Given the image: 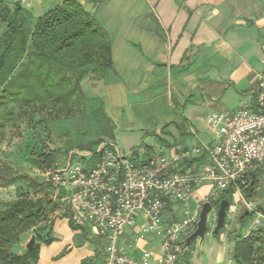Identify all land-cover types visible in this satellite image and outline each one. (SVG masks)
Returning <instances> with one entry per match:
<instances>
[{
    "label": "crops",
    "instance_id": "1",
    "mask_svg": "<svg viewBox=\"0 0 264 264\" xmlns=\"http://www.w3.org/2000/svg\"><path fill=\"white\" fill-rule=\"evenodd\" d=\"M16 1L30 15L34 25L65 0H35L28 4L27 0ZM75 1L93 15L107 33L113 65L102 80H95L91 75L84 78L102 94L99 105L84 97V110L90 115L102 113L109 119L112 143L116 141L114 132L120 123L126 130L136 125L145 138L153 133L160 139H168L162 140L159 152L147 145L139 150L167 156L188 152L192 159L202 158L205 162L202 152L214 141L208 117L220 109L227 114L238 109L250 100L259 79H264V0ZM36 7L38 10L34 12ZM128 98L142 108L141 114H124L122 103L127 104L125 99ZM108 102H111L109 107ZM162 103L167 110L178 111L161 118L153 128L147 126L150 117L146 114L147 108ZM210 196L209 185L197 188L191 194L189 207L194 210L202 206ZM232 197L242 200L238 194ZM164 215L170 222L179 221L183 218V209L181 205H170ZM239 215L237 220L230 206L220 233L222 242L228 239L231 243V250L234 236H244L256 217L246 206L244 214ZM243 216L250 217L244 231L242 226L234 227L235 221L245 222ZM138 223L139 226L141 220ZM137 228L121 237L120 249L133 257L148 250L161 254L160 240L137 239ZM70 232L65 220L54 223L56 243L41 249L38 264H68L73 257L74 262L70 264H80L89 257V246L95 244L73 247L68 255L54 261L65 246L72 245L75 234L69 238ZM89 235L93 234L89 231ZM230 263L231 257L227 264Z\"/></svg>",
    "mask_w": 264,
    "mask_h": 264
},
{
    "label": "built area",
    "instance_id": "2",
    "mask_svg": "<svg viewBox=\"0 0 264 264\" xmlns=\"http://www.w3.org/2000/svg\"><path fill=\"white\" fill-rule=\"evenodd\" d=\"M208 125L214 141L204 148L202 163L185 165L192 159L188 152L145 157L139 149L121 153L103 143L95 162L90 163V154L77 152L79 160L69 157L65 167L46 174L54 187L52 198L60 197L68 205L71 224L101 239L104 264H181L183 241L195 231L201 209L189 210L193 191L207 184L210 197H216L233 187V195L242 198L248 175L264 167V79H259L246 104L229 114H212ZM242 200L256 215L246 237L264 224V215L255 203ZM170 205H181V220L165 219ZM136 228L137 239L160 240L161 255L144 252L133 257L120 249L121 237Z\"/></svg>",
    "mask_w": 264,
    "mask_h": 264
},
{
    "label": "trees",
    "instance_id": "3",
    "mask_svg": "<svg viewBox=\"0 0 264 264\" xmlns=\"http://www.w3.org/2000/svg\"><path fill=\"white\" fill-rule=\"evenodd\" d=\"M0 24L5 26L0 35V109L6 121H32L42 113L56 119H68L84 108L80 82L88 75L95 80H102L113 68L107 33L94 16L85 12L75 0H65L39 18L34 25L31 24L30 15L18 4L10 7L0 3ZM92 116L98 118L103 141L99 139L78 148L89 152L90 163L95 162L101 154L92 151L94 146L112 144L109 119L102 113H93ZM65 149L71 152L74 147L68 144ZM143 152L145 157L153 155L149 151ZM57 157V150L45 155L40 169L45 172L54 170ZM202 162V158H197L185 161L184 164ZM260 169L256 168L246 179L248 188L242 189L246 201L255 197L263 174L259 172ZM43 181L50 195L35 199L21 196L0 210V264H38L41 249L56 241L53 237L54 221L48 220L57 211L62 212L60 219L65 220L72 231H78L83 239L89 238L87 228L77 229L71 224L68 205L61 202L60 197L52 198L53 184L46 179ZM233 193L234 188L230 187L219 192L216 197H210L207 202L217 213L221 201L225 200L231 206ZM46 222L47 228L44 227ZM39 225H43L39 230L45 233L44 237L34 234L31 239L33 243L30 241L22 254L15 253L13 247L20 242V238ZM209 229L208 232L213 231ZM223 229L212 234L218 236ZM89 241L102 248L100 238L93 236ZM73 247L66 246L54 261L68 255ZM189 247L180 255L181 264H189ZM86 261L83 259L80 264H86ZM230 264H264V224L246 237L240 234L234 236Z\"/></svg>",
    "mask_w": 264,
    "mask_h": 264
},
{
    "label": "rangeland",
    "instance_id": "4",
    "mask_svg": "<svg viewBox=\"0 0 264 264\" xmlns=\"http://www.w3.org/2000/svg\"><path fill=\"white\" fill-rule=\"evenodd\" d=\"M30 1L31 3H34L35 0H27L26 4ZM16 2V0H5L4 3H1L12 7L17 5ZM20 6L23 8L22 5ZM28 10L30 11L32 9L28 8ZM34 10V12H37L38 7ZM4 30L5 26L0 24V35ZM81 82L80 89L83 97L91 100V102L98 103L99 105V99H102L100 89L88 84L87 78ZM125 100L127 101V104L122 103V111H124L126 116L141 114L142 108L137 107V104L134 103L133 99L128 98ZM246 103L247 102L245 101L243 104ZM110 104L111 102H108L107 106L109 107ZM243 104H241L240 107ZM176 109H178V107ZM152 110L154 113L151 112ZM236 110L237 109L235 108L231 110L230 113ZM177 111L178 110H175V108L167 110L163 103L157 107L153 106L151 109L147 108V112H145L147 115H150V117H148V123L146 125L150 127L152 126L153 128L154 124L158 123L161 118L166 115H169L170 117ZM2 113L3 112L0 109V210L15 202L21 196H28L30 199H35L50 195L49 188L43 184V179H46V174L65 167L69 157H71L72 160H79L75 155L77 152L83 155L89 154L88 151L80 150L78 148L84 147L89 143H95L99 139L103 141L97 116L93 117L88 114L84 108L77 114L69 116L68 119L65 120L62 118L56 119L47 113H42L37 115L32 121H26L25 119L6 121L5 118L1 116ZM217 113L227 114L223 109L218 110ZM133 126L132 129L126 130L122 123H120L115 129L114 135L116 141L112 144L115 149L119 150L121 153H128L131 149H138L142 147V145L151 146L156 152H159L162 140H168L164 137H162L163 139H160L159 137H156V135H153V133L149 134L148 138H145L144 132L137 129L138 127H135L136 125ZM68 144L73 145V151H66L65 146ZM101 145L94 146L92 151H98ZM54 150L58 151L55 169L47 172L41 170L40 164L44 160V156ZM81 162L83 164L85 160H81ZM260 170L261 171L259 172L264 174V167ZM262 176L263 175L260 177L259 187L255 191L256 194L252 199V202L264 206V179ZM260 187L263 188L259 189ZM242 198H244L243 193ZM230 202L231 207L236 212V218L238 220L241 217L239 214H244L245 212L244 203L237 197H232ZM189 210H191V208H189ZM61 215L62 212L57 211L49 218L48 222L54 221V223H56ZM211 217L216 221V213H214L213 216L210 214L209 220ZM48 222L45 223L44 227H48ZM249 222L250 217L247 216L245 217V222L235 221L234 227L238 228L239 226H242V230L244 231L247 228L245 226L249 224ZM214 226L211 228L208 225V229L210 228L209 230L212 231ZM39 227H43V225H39L34 231L24 234L20 238V242L13 247V251L17 254H22L34 234L44 237L45 233L39 230ZM70 231L69 238H72L75 234L72 238V245L74 247L94 244L89 241L94 235H89V238L86 237L83 239L78 231H72L71 229ZM53 237L55 236L53 235ZM66 238L69 240L68 237ZM54 243H56V241ZM230 244L231 243H228V239L227 242H222L220 234L214 236L212 232H208L202 243L197 239L196 242L189 247L187 250V257L191 264H227L229 257H231L230 251H232ZM121 246L123 249V244ZM88 253L89 257L86 258V264H103L104 254L100 245L99 247L90 245ZM147 253L155 255L162 254H156L150 250H148ZM44 254L46 255V253ZM74 259L75 257L70 259L68 264L74 262Z\"/></svg>",
    "mask_w": 264,
    "mask_h": 264
},
{
    "label": "water",
    "instance_id": "5",
    "mask_svg": "<svg viewBox=\"0 0 264 264\" xmlns=\"http://www.w3.org/2000/svg\"><path fill=\"white\" fill-rule=\"evenodd\" d=\"M229 208H230V205L227 201L223 200L220 202L218 211L216 213L215 226L212 231L213 234H216L219 229L224 227V222L226 219V209H229ZM259 210L264 215V208H260ZM213 213H214V210L209 202H205L202 204L200 212L198 214V221L196 224V229L191 235H189L188 237L184 239L181 254H183L184 251L193 242H196L197 239H199L201 243L204 241V238L208 233L209 215Z\"/></svg>",
    "mask_w": 264,
    "mask_h": 264
}]
</instances>
